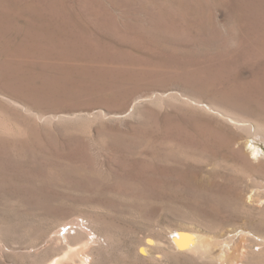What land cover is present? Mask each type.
Here are the masks:
<instances>
[{
  "label": "rangeland",
  "instance_id": "rangeland-1",
  "mask_svg": "<svg viewBox=\"0 0 264 264\" xmlns=\"http://www.w3.org/2000/svg\"><path fill=\"white\" fill-rule=\"evenodd\" d=\"M261 65L264 0H0V264H264L247 135L182 97L264 123Z\"/></svg>",
  "mask_w": 264,
  "mask_h": 264
},
{
  "label": "bare ground",
  "instance_id": "bare-ground-1",
  "mask_svg": "<svg viewBox=\"0 0 264 264\" xmlns=\"http://www.w3.org/2000/svg\"><path fill=\"white\" fill-rule=\"evenodd\" d=\"M263 73H264V65H261L260 67H248V68L244 69L243 76L249 75L250 77L254 78V77H257L259 75H262ZM7 96H9V95H7ZM180 96L181 95H178V98ZM182 97L185 98L188 102H192V103L198 105L199 107H201V108H203V109H205V110H207L209 112H213V113L219 115L221 118H223L227 122L231 123L235 128H237L240 131H243L247 136L246 137L235 138V140H234L235 143L234 142L233 143L235 144V146L237 145L236 146L237 149H238L237 151H240L243 154V157L242 158H244V160L246 162H250L251 164H255L254 166L256 168V171H258L259 174H263L264 175V147L260 144L261 142L264 143V123L253 122V121L248 120L246 118H243V117H240V116H235V115L231 114L230 112L221 109L220 107H218L214 103H211V102L206 101L203 98H200V99H192V98H190L191 96L189 97V96H186V95H183ZM5 98L6 99H9L8 97H6V95H5ZM17 98L16 99L15 98H11V100L14 101V103L17 104V105L26 106L20 100H17ZM43 113L44 112H42V113H40L38 115L41 118V120L42 119H48V118H46V116H47L46 114H48V113H46V114L45 113L43 114ZM59 114L60 113H58V115ZM61 114L63 115V113H61ZM84 114L86 115L85 112H84ZM101 114H104V113H101ZM54 115L52 117H50V119H56V118L57 119H61V118L66 119L63 116L57 117V116H54ZM82 115H83V113L81 115L74 114V118H77V117H80V118L81 117H85V116H82ZM67 117H68V115H67ZM0 129H4V130L8 131V130H10V125L8 126L7 123H3L1 121L0 122ZM254 183H256V181ZM254 190L252 192L248 193L249 194V199H250L249 201H251L253 204H257L258 206H260V205L263 206L264 205V196L260 197V195H258ZM240 194H241V192H240ZM239 197H241V196L238 195V198ZM242 201H243V199H242ZM190 231H192V230H190ZM194 233H196V232H194ZM179 234L180 233H178L177 235H179ZM245 234H247V232ZM88 236H89L88 237L89 241L84 242L83 247H79L80 249H76L73 246H71L70 244H68V249L63 252L62 257L60 256V258H58V259L55 257L56 259L53 260L54 263H52V262L51 263L52 264H61L64 261L63 264H65V262L68 263V262H70V260L71 261L74 260V257L79 256L80 257L79 264H91V261L92 260L90 259V257H88L87 255L84 254L85 251L89 248V245L91 244V241L93 240V237L92 236H90V235H88ZM65 238L66 237H64V239ZM174 238L176 239V241H175V243H174L173 246H175V249L177 251H179V252H181V251H187V252H190V254H193L194 256L199 257V258H202V259H208V260H212V261L215 260V261H219V262L220 261L225 262V258L223 257V255L226 253L225 252L226 249L223 246H225L227 242L225 243V242H222L221 240L215 239V238H208V237H206L204 235L188 234V233H186V234H183L182 233L179 236H176ZM258 240L261 241V243L263 245V250H264V237H258ZM79 250H80V252H79ZM148 251L147 250H142V253L144 255H146L148 253ZM217 251H218V253H217ZM76 264H78V263H76Z\"/></svg>",
  "mask_w": 264,
  "mask_h": 264
}]
</instances>
